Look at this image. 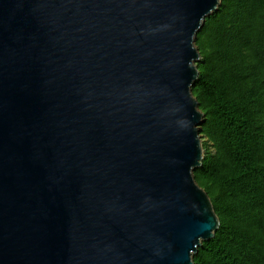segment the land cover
Returning <instances> with one entry per match:
<instances>
[{
  "label": "water",
  "instance_id": "obj_1",
  "mask_svg": "<svg viewBox=\"0 0 264 264\" xmlns=\"http://www.w3.org/2000/svg\"><path fill=\"white\" fill-rule=\"evenodd\" d=\"M222 0H0V264H194L220 217L196 39Z\"/></svg>",
  "mask_w": 264,
  "mask_h": 264
},
{
  "label": "trees",
  "instance_id": "obj_2",
  "mask_svg": "<svg viewBox=\"0 0 264 264\" xmlns=\"http://www.w3.org/2000/svg\"><path fill=\"white\" fill-rule=\"evenodd\" d=\"M196 43L206 152L195 176L220 226L194 264H264V0H222Z\"/></svg>",
  "mask_w": 264,
  "mask_h": 264
}]
</instances>
